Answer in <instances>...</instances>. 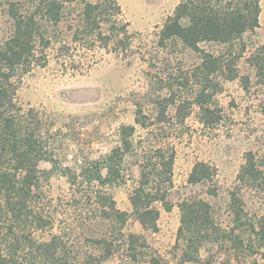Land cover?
<instances>
[{
  "label": "trees",
  "instance_id": "trees-1",
  "mask_svg": "<svg viewBox=\"0 0 264 264\" xmlns=\"http://www.w3.org/2000/svg\"><path fill=\"white\" fill-rule=\"evenodd\" d=\"M260 2L179 0L164 21L159 45L176 38L200 54L199 64L181 78L199 86L196 102L202 110L201 98L213 92L208 91L213 76L239 79L248 88L249 76L241 74L238 61L246 54V34L260 26ZM10 13L14 31L0 43V264H103L110 258L121 264H240L264 246V212L251 211L243 196L251 190L264 199V161L254 151L245 153L238 170L228 218L217 215L203 198L191 196L178 203L179 253L173 261L156 251L144 234L125 229L130 213L117 206L110 189L125 181L127 154L138 156L140 178L129 199L142 227L156 231L161 207H173L168 195L177 153L164 125L183 123L189 112L181 109L189 103L177 104L172 85L169 93L153 99L154 114L137 107L135 123L145 131V142L135 143L136 125H121L118 141L107 153L76 159L74 165L56 155L41 113L21 103L24 75L34 65L45 64L44 49L53 42H59L62 56L69 54V42L117 52L128 47L129 23L122 20L117 0H33L29 11L11 8ZM63 22L70 32L66 41L52 29ZM203 42L225 48L216 54L203 49ZM245 60L264 85V42ZM170 104H177L173 114L168 112ZM41 161L49 162L50 170L41 169ZM53 171L67 178V201L54 200L45 190ZM216 175V167L197 162L189 182H211L208 193L216 197Z\"/></svg>",
  "mask_w": 264,
  "mask_h": 264
},
{
  "label": "rangeland",
  "instance_id": "rangeland-1",
  "mask_svg": "<svg viewBox=\"0 0 264 264\" xmlns=\"http://www.w3.org/2000/svg\"><path fill=\"white\" fill-rule=\"evenodd\" d=\"M32 1L0 0V43L14 31L11 8L26 12ZM117 1L122 8V20L129 23L128 47L117 52L97 45L84 48L69 42V54L62 56L59 42H53L44 49L45 64L34 65L24 75L19 99L25 108L34 107L41 113L56 155L68 165H74L75 160L82 157L95 158L107 153L116 145L121 125H136L137 107L141 106L146 114H154L153 99L169 93L168 86L172 85L177 104L188 101L181 109L189 112L184 122L172 120L164 125L167 141L175 146L177 155L174 186L168 195L173 207L170 210L161 207L157 230H145L131 213L130 193L140 178L136 154L125 156V181L110 189L117 206L130 213L125 229L144 234L156 251L173 261L179 253L176 248L180 225L178 203L186 197L203 198L212 204L217 215L226 219L230 192L235 187L245 153L254 151L264 161V85L258 82L255 70L245 60L264 42V0L260 2V26L246 34V54L238 61L241 74L249 76L248 88L239 79L213 76L208 90L213 92L201 98L205 110L196 102L199 86L193 80L186 83L181 78L199 64L200 54L176 38L167 40L163 46L158 43L162 25L179 0ZM66 25L68 23L63 22L52 27L58 35L66 37L65 41L70 35ZM201 47L216 54L225 48L215 42H203ZM173 76L177 79L173 80ZM176 105H169L170 114L174 113ZM144 137L145 131L136 125L135 143L144 141ZM197 162L217 168L214 179L219 185L218 196L208 193L211 182H189ZM40 168L50 170L51 164L41 161ZM45 190L54 200L67 201L70 197L67 178L58 172L50 173ZM243 196L251 211L264 212L263 197L251 190L245 191ZM103 264L121 262L110 258ZM240 264H264V246Z\"/></svg>",
  "mask_w": 264,
  "mask_h": 264
}]
</instances>
